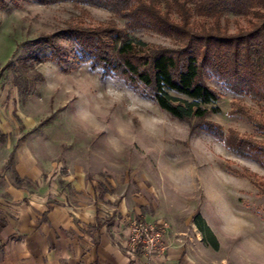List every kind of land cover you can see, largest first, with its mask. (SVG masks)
I'll return each instance as SVG.
<instances>
[{
    "label": "rangeland",
    "instance_id": "374dc122",
    "mask_svg": "<svg viewBox=\"0 0 264 264\" xmlns=\"http://www.w3.org/2000/svg\"><path fill=\"white\" fill-rule=\"evenodd\" d=\"M108 22L124 26L103 9L70 3L19 1L0 10V82L16 89L23 115L40 124L32 134L65 169L94 176L140 206L146 217L135 220L164 222L167 230L190 229V220L198 215L216 238L217 250L209 249L214 264H264V166L258 161L229 151L196 121L173 118L121 80L103 78L101 70L77 65L72 57L64 67L36 64L42 79L26 75V91L12 86L18 60L35 51L33 40L71 24ZM225 25L234 33L246 22L229 17ZM132 37L172 47L151 32ZM58 44L72 53L67 42ZM206 82L221 98L214 105L219 112L208 115L205 123L264 148V131L234 113L242 106L264 123V103L236 95L214 79Z\"/></svg>",
    "mask_w": 264,
    "mask_h": 264
},
{
    "label": "trees",
    "instance_id": "16d2710c",
    "mask_svg": "<svg viewBox=\"0 0 264 264\" xmlns=\"http://www.w3.org/2000/svg\"><path fill=\"white\" fill-rule=\"evenodd\" d=\"M19 1L93 7L124 21L122 28L115 22L89 27L71 24L33 40L35 51L19 59L14 70L17 75L12 83L19 92L26 91V75L42 79L36 74V64L51 62L64 67L72 57L77 65L101 70L103 78L121 80L173 118L196 121L229 151L264 166L260 144L239 138L232 131L225 135L220 127L205 123L208 115L219 112L214 105L221 98L207 84L208 79L254 103H264V0H0V10H6L9 2ZM229 17L244 19L246 26L230 33L226 25L222 27ZM143 31L168 39L172 47L134 40L133 34ZM59 40L70 45V55ZM234 113L244 115L264 131V123L254 120L242 106ZM192 222L217 250L216 239L202 218L195 215Z\"/></svg>",
    "mask_w": 264,
    "mask_h": 264
},
{
    "label": "crops",
    "instance_id": "0c3cea01",
    "mask_svg": "<svg viewBox=\"0 0 264 264\" xmlns=\"http://www.w3.org/2000/svg\"><path fill=\"white\" fill-rule=\"evenodd\" d=\"M17 101L16 89L0 82V264H214L210 238L192 219L190 229L166 231L162 257L127 250L129 222L146 217L140 206L65 169Z\"/></svg>",
    "mask_w": 264,
    "mask_h": 264
},
{
    "label": "built area",
    "instance_id": "2783aa9c",
    "mask_svg": "<svg viewBox=\"0 0 264 264\" xmlns=\"http://www.w3.org/2000/svg\"><path fill=\"white\" fill-rule=\"evenodd\" d=\"M168 226L164 222L148 223L139 220L129 222V236L126 247L130 252L141 248L148 258L162 257L166 247L163 244V236Z\"/></svg>",
    "mask_w": 264,
    "mask_h": 264
}]
</instances>
